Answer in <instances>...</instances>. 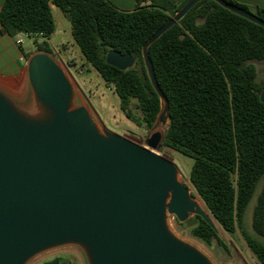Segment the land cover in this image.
Returning <instances> with one entry per match:
<instances>
[{
    "label": "water",
    "instance_id": "95a60500",
    "mask_svg": "<svg viewBox=\"0 0 264 264\" xmlns=\"http://www.w3.org/2000/svg\"><path fill=\"white\" fill-rule=\"evenodd\" d=\"M199 1L187 0L141 47L159 98L155 128L168 123V101L148 47ZM212 1L264 28L253 12ZM134 60L113 49L105 54L122 71ZM25 66L28 108L0 90V264H26L64 246L81 249L87 264H214L168 225L169 215L189 227L198 216L215 229L176 166L155 152L164 134L155 130L137 145L75 106L74 83L51 55L34 53ZM258 98L264 103V88Z\"/></svg>",
    "mask_w": 264,
    "mask_h": 264
},
{
    "label": "trees",
    "instance_id": "16d2710c",
    "mask_svg": "<svg viewBox=\"0 0 264 264\" xmlns=\"http://www.w3.org/2000/svg\"><path fill=\"white\" fill-rule=\"evenodd\" d=\"M135 0L130 11L108 0H4L0 35L15 39L34 35V53L52 55L47 40L55 25L51 7L69 22L70 35L96 75L112 86L121 112L137 126L150 128L160 111L159 98L147 78L143 43L187 0ZM244 10L233 0H225ZM264 19V9L253 12ZM109 49L134 57L119 70L105 62ZM24 59L31 54L21 51ZM157 84L168 101L162 145L192 159L189 181L213 220L228 233L238 231L258 264L264 243L243 228L254 189L264 178V103L258 94L255 62L264 61V28L222 8L212 0L197 2L148 47ZM75 62L68 61L73 68ZM139 117L130 111V103ZM190 234L207 245L223 243L200 217ZM252 230L264 237V186L251 214ZM58 257L42 264H61Z\"/></svg>",
    "mask_w": 264,
    "mask_h": 264
},
{
    "label": "rangeland",
    "instance_id": "374dc122",
    "mask_svg": "<svg viewBox=\"0 0 264 264\" xmlns=\"http://www.w3.org/2000/svg\"><path fill=\"white\" fill-rule=\"evenodd\" d=\"M52 15L55 29L47 42L53 52L51 56L63 70L64 67L67 66L68 61L73 60L75 62V66L69 68L71 76H67L74 83L75 106L86 107L90 116L97 124L102 123L106 129L137 145L144 146L146 137L156 130L155 125H152L150 128H146L143 124L137 126L124 116L119 108L118 98L114 94L112 86L104 83L81 56L77 46L71 38L69 22L63 17L61 12L53 6ZM18 37L23 40V43H16ZM36 39L37 38H28L19 35L14 40L9 39L8 41L7 38L4 37L2 41H0V50L6 48V51L9 53L6 52L4 54L6 56L10 54L16 64V68L12 66L2 69V73H0V90L10 96L17 104L25 108H28L31 104V91L26 74L25 64L27 60L23 58L21 51L25 54H34V40ZM254 65L257 74L256 80L258 83L262 84L264 83V61L255 62ZM78 70H81V74L77 73ZM4 80H10L13 88L4 89L2 87V81ZM134 103L135 100H132L129 105L131 114L134 117H139V110L134 106ZM160 126L163 130L161 133L163 135L167 127V122ZM155 152L171 161L176 166L178 170V180L188 187L190 193H195L189 181L192 159L162 144ZM262 186H264V178L258 181L244 211L243 228L248 234L264 243V237L258 236L251 227L252 209ZM193 198L199 200L201 208L206 211L198 196L195 195ZM208 216L212 220L216 229V234L221 239L223 246L218 245L214 239L211 241L210 245H207L195 238L190 234V228L192 226H186L184 222L179 223L173 215L168 216V225L174 234L196 246L207 255L214 264H258L254 256L249 252L238 231L233 233L225 232L209 214ZM193 217L191 218L193 219ZM56 257L60 258L62 263L65 264H87L82 250L74 246H64L42 252L33 257L26 264H42Z\"/></svg>",
    "mask_w": 264,
    "mask_h": 264
},
{
    "label": "crops",
    "instance_id": "0c3cea01",
    "mask_svg": "<svg viewBox=\"0 0 264 264\" xmlns=\"http://www.w3.org/2000/svg\"><path fill=\"white\" fill-rule=\"evenodd\" d=\"M4 0H0V6L3 3ZM110 3H112L116 8L124 11H130L134 8L135 6V0H108ZM239 4L247 6L251 12H254L255 9L261 8L264 9V0H233ZM149 3V0H143L142 5H146ZM52 11V7H51ZM54 19V18H53ZM55 25V23H54ZM7 38L9 41V38L5 35H0V41H2L3 38ZM48 41V40H47ZM9 53L6 51V48L4 50H0V73H2L3 68H9V67H15V60L12 59L10 54L6 56L4 53ZM2 87L4 89H10L12 87V83L10 80H4L2 81Z\"/></svg>",
    "mask_w": 264,
    "mask_h": 264
},
{
    "label": "built area",
    "instance_id": "2783aa9c",
    "mask_svg": "<svg viewBox=\"0 0 264 264\" xmlns=\"http://www.w3.org/2000/svg\"><path fill=\"white\" fill-rule=\"evenodd\" d=\"M19 35H23V36L28 37V38H32V37L35 38L36 37L34 35H28V34H25V33H21ZM16 43L17 44H21V43H23V40L20 37H18V39L16 40ZM64 71H65L67 76H71V71L69 70V68L67 66L64 67ZM77 73L81 74V70H78Z\"/></svg>",
    "mask_w": 264,
    "mask_h": 264
},
{
    "label": "bare ground",
    "instance_id": "6f19581e",
    "mask_svg": "<svg viewBox=\"0 0 264 264\" xmlns=\"http://www.w3.org/2000/svg\"><path fill=\"white\" fill-rule=\"evenodd\" d=\"M156 130H157L159 133H162V131H163L160 125L157 126ZM196 202H197V204L201 207V204H200L199 200H196Z\"/></svg>",
    "mask_w": 264,
    "mask_h": 264
}]
</instances>
